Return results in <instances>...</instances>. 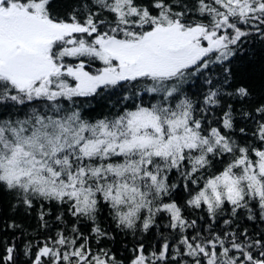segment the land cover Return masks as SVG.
<instances>
[{
    "label": "snow or ice",
    "instance_id": "1",
    "mask_svg": "<svg viewBox=\"0 0 264 264\" xmlns=\"http://www.w3.org/2000/svg\"><path fill=\"white\" fill-rule=\"evenodd\" d=\"M0 264H264V0H0Z\"/></svg>",
    "mask_w": 264,
    "mask_h": 264
}]
</instances>
